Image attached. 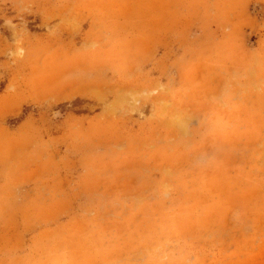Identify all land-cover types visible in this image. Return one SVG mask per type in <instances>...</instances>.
Instances as JSON below:
<instances>
[{
  "label": "rangeland",
  "instance_id": "374dc122",
  "mask_svg": "<svg viewBox=\"0 0 264 264\" xmlns=\"http://www.w3.org/2000/svg\"><path fill=\"white\" fill-rule=\"evenodd\" d=\"M97 239L264 264V0H0V264Z\"/></svg>",
  "mask_w": 264,
  "mask_h": 264
},
{
  "label": "crops",
  "instance_id": "0c3cea01",
  "mask_svg": "<svg viewBox=\"0 0 264 264\" xmlns=\"http://www.w3.org/2000/svg\"><path fill=\"white\" fill-rule=\"evenodd\" d=\"M97 242H93L94 243V249H96L97 253L95 255V259L92 264H121L120 262H123V260L126 259H120L121 257L119 255H114L113 252V248L114 245L113 244H106L105 245V240L103 241L102 239H97ZM107 251V255H103L104 253L106 254ZM137 251H135L132 255H134V257L136 256ZM104 256V257H103ZM85 257V256H84ZM54 259V258H53ZM53 259L50 258H44L42 260H40L39 264H84L83 261L81 262L79 259L80 258H76L75 261H71L69 260L68 256H56L54 261ZM105 259V260H104ZM131 260V258H130ZM133 262H130L129 264H132Z\"/></svg>",
  "mask_w": 264,
  "mask_h": 264
}]
</instances>
